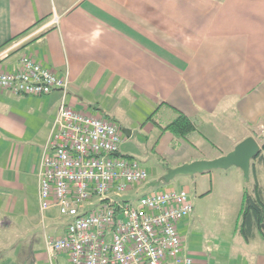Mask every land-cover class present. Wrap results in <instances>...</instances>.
Returning a JSON list of instances; mask_svg holds the SVG:
<instances>
[{
	"label": "crops",
	"instance_id": "obj_1",
	"mask_svg": "<svg viewBox=\"0 0 264 264\" xmlns=\"http://www.w3.org/2000/svg\"><path fill=\"white\" fill-rule=\"evenodd\" d=\"M15 44L0 57L1 71H17L27 56L67 75L66 102L119 124L121 146L143 124L151 130L157 115H184L195 127L189 133L216 144L215 153L166 168L212 160L264 135V0H0V52ZM63 98L60 89L43 96L0 89V264H67V255L46 248L48 237L64 235L66 220L56 207L40 208L38 174ZM232 170L237 181L220 187L232 193L236 213L225 245L206 241L194 214L179 224L194 264H264V238L236 231L247 186L241 169ZM214 171L221 170L204 173L208 195ZM250 178L264 191L263 163Z\"/></svg>",
	"mask_w": 264,
	"mask_h": 264
},
{
	"label": "built area",
	"instance_id": "obj_2",
	"mask_svg": "<svg viewBox=\"0 0 264 264\" xmlns=\"http://www.w3.org/2000/svg\"><path fill=\"white\" fill-rule=\"evenodd\" d=\"M70 82L27 56L17 71L0 70V89L11 94L64 92L38 172L40 208L56 207L66 220L64 235L46 239L48 253L67 255V264H194L179 233L194 210L189 191L139 195L148 170L121 152L119 124L66 102Z\"/></svg>",
	"mask_w": 264,
	"mask_h": 264
},
{
	"label": "rangeland",
	"instance_id": "obj_3",
	"mask_svg": "<svg viewBox=\"0 0 264 264\" xmlns=\"http://www.w3.org/2000/svg\"><path fill=\"white\" fill-rule=\"evenodd\" d=\"M17 46L18 44H15L11 51L15 50ZM175 120L166 115L164 117L162 115L153 117V121L148 122L149 125H152V129L144 128V124L138 127L133 137L130 139L126 137L128 142L121 146V152L124 155L137 158L141 162V165L148 170L149 181L152 179V184L141 189L139 195L153 193L167 188L176 190L186 188L189 191L190 199L194 203V211L192 214H194L195 218H199L203 225V228H201L203 230L202 237H205L206 241L210 240L213 242L217 240L219 246H224L230 236L229 234H231L236 213L228 206L232 203L229 201L232 193H226L220 187L226 182L237 181V178L232 174V171H234L232 169L235 168L214 171L218 173H215L214 188L210 195H208V189L212 186V182L204 177L205 174L190 177L189 180L175 178L167 185L160 183L158 181L160 177L158 178L157 175L159 169L165 170L168 165L174 164L178 159H185L192 156L198 157L200 154L217 152L215 148L216 144L211 143L201 133H188L183 137L174 133L171 128H166L174 123ZM121 121L120 123L125 125L126 119ZM145 123L147 124V121ZM221 141L227 143L225 137ZM223 144L219 145V147H223ZM242 178L245 186L248 187L253 184L250 183L251 180L247 182L244 177ZM197 180L199 181L198 187L196 188ZM224 222L230 224L229 231L222 224Z\"/></svg>",
	"mask_w": 264,
	"mask_h": 264
},
{
	"label": "trees",
	"instance_id": "obj_4",
	"mask_svg": "<svg viewBox=\"0 0 264 264\" xmlns=\"http://www.w3.org/2000/svg\"><path fill=\"white\" fill-rule=\"evenodd\" d=\"M29 30L30 29L25 30L21 35ZM167 128H171L174 133L184 137L189 132L193 131L195 127L188 118L184 115H180L176 118L174 123L170 124ZM257 136V141L260 142L261 150L258 153L259 155L251 162V169L254 168L255 163L264 164V135L260 134ZM241 201L242 204L235 223L236 231H239L246 240H249L250 236L255 231L264 238V191L257 181L245 188Z\"/></svg>",
	"mask_w": 264,
	"mask_h": 264
},
{
	"label": "water",
	"instance_id": "obj_5",
	"mask_svg": "<svg viewBox=\"0 0 264 264\" xmlns=\"http://www.w3.org/2000/svg\"><path fill=\"white\" fill-rule=\"evenodd\" d=\"M126 135L130 136L129 134ZM260 150V143L257 142L254 137L249 136L246 137L245 140L239 142L232 151L220 157L212 158V160H195L178 165V167L175 168H166V173L162 175L158 181L167 185L172 179H175L178 176L194 177L195 175L212 172L213 170H224L238 167L241 169L243 177L248 182L251 179V162L259 155L258 153Z\"/></svg>",
	"mask_w": 264,
	"mask_h": 264
}]
</instances>
